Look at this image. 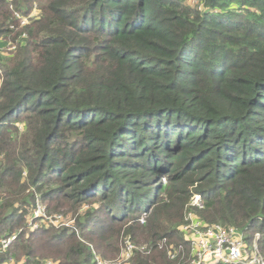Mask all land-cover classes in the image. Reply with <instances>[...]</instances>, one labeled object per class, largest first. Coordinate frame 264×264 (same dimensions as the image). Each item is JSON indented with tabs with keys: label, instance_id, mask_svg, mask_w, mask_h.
<instances>
[{
	"label": "trees",
	"instance_id": "1",
	"mask_svg": "<svg viewBox=\"0 0 264 264\" xmlns=\"http://www.w3.org/2000/svg\"><path fill=\"white\" fill-rule=\"evenodd\" d=\"M196 1L0 0V262L190 264L189 209L264 259V0Z\"/></svg>",
	"mask_w": 264,
	"mask_h": 264
},
{
	"label": "built area",
	"instance_id": "2",
	"mask_svg": "<svg viewBox=\"0 0 264 264\" xmlns=\"http://www.w3.org/2000/svg\"><path fill=\"white\" fill-rule=\"evenodd\" d=\"M195 5L198 4L196 0H192ZM192 5V4H191ZM199 6V5H197ZM201 6H199L200 8ZM37 14L33 10L28 17H21L18 13H14L15 17L19 19L21 26L27 24L30 17H34ZM21 38H25L23 33ZM16 44L12 41H8L6 47L0 48V53L6 55L11 54L16 49ZM190 207L200 209L202 208V199L200 194L194 193L191 196ZM45 207L36 204V207L30 214L31 220L44 218ZM57 224L52 223L55 227L65 226L73 228L74 220L71 222H62V216H57ZM184 224L179 229L182 232L184 239L190 244V253L192 260L190 264H264V259L258 249L257 239L259 234L256 233L252 239L251 244H247L244 240L242 232L238 231L234 227H224L219 224H207L195 214L191 209L185 212ZM143 222V218L139 219ZM36 227L37 225H33ZM16 235L12 234L9 237L0 239V252L8 249L10 244L14 241ZM137 247L127 237L125 238L121 247L119 255L116 259L109 262H100L95 259L96 264H128L129 260ZM143 249L144 247H140ZM170 258L174 257V254L168 252ZM0 264H18L9 258ZM44 264H57L52 260H46Z\"/></svg>",
	"mask_w": 264,
	"mask_h": 264
},
{
	"label": "rangeland",
	"instance_id": "3",
	"mask_svg": "<svg viewBox=\"0 0 264 264\" xmlns=\"http://www.w3.org/2000/svg\"><path fill=\"white\" fill-rule=\"evenodd\" d=\"M188 1V3L189 4H192L193 6L195 5L194 4V2L192 1V0H187ZM35 12H37L36 10H35ZM38 13V12H37ZM38 15V14H37ZM37 15H35L34 17H36ZM30 18H33V17H30ZM29 18V19H30ZM2 56H8L9 54H7L6 53V55H4V54H2V53H0ZM39 204L40 205H42L43 207H45V210H44V215H45V217L44 218H41L40 220L39 219H33V220H31V218H30V215H29V213L26 215V223L29 225V228H31V229H35V228H37L38 226H45V227H49V226H53L52 225V223H55V224H57V216L58 215H61L62 216V222H65V223H67V222H71L72 220H74V219H76L77 218V216H81V215H83L84 214V212H85V210L87 209V205H84V206H82L81 208H79L78 209V211H67V212H50V211H48L47 210V208H46V206L43 204V203H41V202H39ZM75 222V221H74ZM33 225H37L36 227H34ZM55 227V226H54ZM60 227H65V226H60ZM55 228H59V227H55ZM123 240V239H122ZM7 250V249H6ZM5 250V251H6ZM5 251H3V252H5ZM0 253H2V252H0ZM117 257V256H116ZM116 257H114V258H111V259H103V258H101L100 256H98V257H96L100 262H109V261H112V260H114ZM95 258V259H96ZM9 259V258H8ZM7 259V260H8ZM13 259V258H12ZM46 260H52V261H54V262H57L56 260H53V259H51V258H46L45 259V261ZM4 261H6V260H4ZM13 261L15 262V260L13 259ZM44 261V262H45ZM3 262V261H2ZM24 262V258L22 257L19 261H17L16 263H18V264H21V263H23ZM43 262V263H44ZM1 263V262H0ZM96 264V263H95Z\"/></svg>",
	"mask_w": 264,
	"mask_h": 264
}]
</instances>
